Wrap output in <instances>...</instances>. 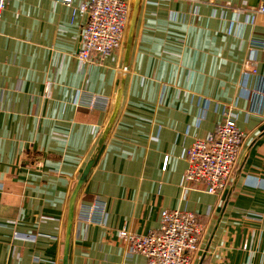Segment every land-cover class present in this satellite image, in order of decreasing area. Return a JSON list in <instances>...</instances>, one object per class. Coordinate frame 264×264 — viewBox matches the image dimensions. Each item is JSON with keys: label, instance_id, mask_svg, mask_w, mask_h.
Returning a JSON list of instances; mask_svg holds the SVG:
<instances>
[{"label": "crops", "instance_id": "obj_1", "mask_svg": "<svg viewBox=\"0 0 264 264\" xmlns=\"http://www.w3.org/2000/svg\"><path fill=\"white\" fill-rule=\"evenodd\" d=\"M10 0L0 28V264H63L69 202L121 105L76 202L69 264H147L123 229L159 231L163 210L203 226L191 264H264V0H141L132 48L77 58L87 14ZM95 102L96 106L91 107ZM245 134L225 192L187 185L186 151L225 116Z\"/></svg>", "mask_w": 264, "mask_h": 264}, {"label": "built area", "instance_id": "obj_2", "mask_svg": "<svg viewBox=\"0 0 264 264\" xmlns=\"http://www.w3.org/2000/svg\"><path fill=\"white\" fill-rule=\"evenodd\" d=\"M9 1L0 0V28ZM52 1L67 7H72L74 2ZM77 10L88 16L77 58L81 64H101L124 45L131 15L130 3L127 0H85ZM258 12L264 14V7L259 8ZM260 99H264V86L253 90L250 95L251 111L263 115V111L258 108ZM91 105L95 107L96 103ZM226 110L214 132L206 139L195 140L185 155L188 163L184 176L186 184L203 183L206 192L215 196L227 189L245 138L237 126V114L232 107ZM202 232L203 226L195 213L176 209L161 212L159 231L139 234L123 229L119 236L127 244L130 253L143 255L147 264H191L193 254L199 248Z\"/></svg>", "mask_w": 264, "mask_h": 264}, {"label": "water", "instance_id": "obj_3", "mask_svg": "<svg viewBox=\"0 0 264 264\" xmlns=\"http://www.w3.org/2000/svg\"><path fill=\"white\" fill-rule=\"evenodd\" d=\"M141 0H136L134 5V10L130 22L129 32H128V38H127V44H126V60L125 64H127V60L129 58L131 48H132V42H133V36H134V30H135V24L137 19V12L139 9V4ZM125 83V75L123 74L120 78V84H119V90H118V98L116 100L114 110L112 113V116L110 118V121L107 125V128L105 129L102 138L100 139L98 143V151L97 154L88 162L85 169L83 170V173L81 177L79 178L73 192L70 198L69 202V209H68V217H67V226H66V237H65V245H64V258H63V264H69V254H70V247H71V234L73 230L74 220H75V213H76V202L77 198L80 194V191L85 184L87 178L89 177L91 170L95 164V161L97 159V156L99 152L101 151L106 139L109 136L110 130L115 122V120L118 117L120 105H121V98H122V92L124 88Z\"/></svg>", "mask_w": 264, "mask_h": 264}]
</instances>
